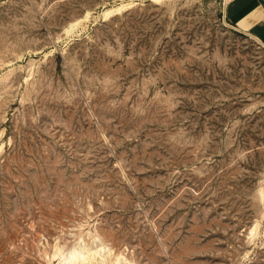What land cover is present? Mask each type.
I'll return each instance as SVG.
<instances>
[{"label":"rangeland","instance_id":"obj_1","mask_svg":"<svg viewBox=\"0 0 264 264\" xmlns=\"http://www.w3.org/2000/svg\"><path fill=\"white\" fill-rule=\"evenodd\" d=\"M227 2L0 0V264H264V43Z\"/></svg>","mask_w":264,"mask_h":264},{"label":"crops","instance_id":"obj_2","mask_svg":"<svg viewBox=\"0 0 264 264\" xmlns=\"http://www.w3.org/2000/svg\"><path fill=\"white\" fill-rule=\"evenodd\" d=\"M225 14L237 30L264 43V0H228Z\"/></svg>","mask_w":264,"mask_h":264},{"label":"bare ground","instance_id":"obj_3","mask_svg":"<svg viewBox=\"0 0 264 264\" xmlns=\"http://www.w3.org/2000/svg\"><path fill=\"white\" fill-rule=\"evenodd\" d=\"M254 38H256L255 36H253ZM257 39V38H256ZM97 246V245H96ZM81 248V247H80ZM95 248V247H94ZM84 249V248H83ZM75 250V249H74ZM79 250V249H78ZM86 250V248H85ZM83 250V251H85ZM73 251V250H72ZM93 251V250H92ZM85 253V252H84ZM89 253V251H88ZM97 253V252H96ZM91 254V252H90ZM87 255V254H86ZM67 256V255H66ZM91 257V256H90ZM95 257V256H93ZM86 256H84V254L82 252L79 251H73L72 253H70V255L67 258L63 259V263L62 264H79L80 260L85 262ZM89 258V256H88ZM121 259V258H120ZM116 260V259H115ZM122 260V259H121ZM88 262V261H87ZM91 262V261H90ZM90 264V263H89ZM92 264V263H91ZM97 264V263H96ZM116 264V263H115Z\"/></svg>","mask_w":264,"mask_h":264}]
</instances>
